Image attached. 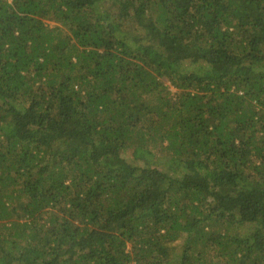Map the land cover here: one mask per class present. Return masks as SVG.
Instances as JSON below:
<instances>
[{"label": "trees", "instance_id": "trees-1", "mask_svg": "<svg viewBox=\"0 0 264 264\" xmlns=\"http://www.w3.org/2000/svg\"><path fill=\"white\" fill-rule=\"evenodd\" d=\"M0 264H264V0H0Z\"/></svg>", "mask_w": 264, "mask_h": 264}, {"label": "rangeland", "instance_id": "rangeland-1", "mask_svg": "<svg viewBox=\"0 0 264 264\" xmlns=\"http://www.w3.org/2000/svg\"><path fill=\"white\" fill-rule=\"evenodd\" d=\"M48 24L50 26H53L54 24L51 23V22H48ZM172 91H175L174 89H171ZM245 227H237L236 230H233V234L235 233H238V235H241V236H246L247 234L251 233V230L249 228H245ZM254 228V227H253Z\"/></svg>", "mask_w": 264, "mask_h": 264}]
</instances>
